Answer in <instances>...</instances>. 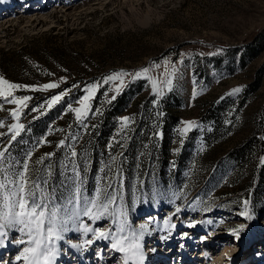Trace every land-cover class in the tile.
<instances>
[{
    "label": "rangeland",
    "instance_id": "374dc122",
    "mask_svg": "<svg viewBox=\"0 0 264 264\" xmlns=\"http://www.w3.org/2000/svg\"><path fill=\"white\" fill-rule=\"evenodd\" d=\"M251 40L263 47L242 60ZM116 73H126L123 83L107 80ZM0 77L28 86L0 96L2 167L22 171L28 163L29 176L48 193L49 211L59 208L63 217L75 184L84 196L110 185L116 201L109 211L117 218L126 213L127 231L144 229L141 243L152 261L146 264L153 254L165 264H214L226 247L237 253L236 264H264V177L254 207L248 205L253 219L246 220L245 199L235 198L251 179L253 159L247 155L240 165L227 155L263 133L264 0H0ZM52 83L59 87L43 88ZM93 85L88 111L77 120L73 109L83 107ZM122 92L127 104L111 115ZM55 95L62 98L49 107ZM25 96L31 99L24 105L10 102ZM216 113L222 115L215 134ZM164 119L169 148L161 153L157 129ZM188 121L196 126L184 133ZM13 124L24 125L15 140ZM253 155L257 163L264 158ZM233 192L226 204L223 196ZM111 220L82 218L93 229L115 232ZM241 224L246 228L236 240L232 230ZM63 235L54 242L61 256L78 253L79 264H123L124 254L113 258L109 240L74 230ZM21 238L27 240L15 229L2 238L0 264H23L16 259L28 246ZM85 239L93 243L74 247Z\"/></svg>",
    "mask_w": 264,
    "mask_h": 264
},
{
    "label": "snow or ice",
    "instance_id": "6c2138e0",
    "mask_svg": "<svg viewBox=\"0 0 264 264\" xmlns=\"http://www.w3.org/2000/svg\"><path fill=\"white\" fill-rule=\"evenodd\" d=\"M148 69L145 68L143 73L146 74ZM126 73H116L107 77V80H121ZM141 73H136L139 77ZM166 83L170 86L171 80ZM153 89L159 92L157 81H152ZM27 88L28 86L10 83L8 80L0 77V96L5 98L12 97L14 90L20 88ZM59 87L58 84H45L44 89H54ZM98 85H93L88 89L89 95L84 96L81 101L82 108H74L77 120H82L88 111L87 101L91 99V95L95 92ZM119 89H117L118 91ZM239 88L233 90V94L238 93ZM61 95H55L48 102V106L57 103L61 100ZM31 97L25 96L22 99H12L10 102L18 105H24ZM12 116L17 120L20 118L18 111H13ZM129 118L125 117L123 123L125 126L129 123ZM195 122L188 121L186 126L182 129L186 133L189 129L195 127ZM11 128L14 130V135L11 139L15 140L16 136L23 130V124H13ZM64 142L61 141V144ZM71 156H76L77 153L73 148ZM52 155V154H48ZM5 152L0 151V246H3V237L8 234V231L15 229L24 236L27 240L21 238L18 243L27 244L17 255L16 259L22 261L23 264H53L55 260L57 249L55 241L64 239V233L74 230L82 232L85 236L92 233L96 240H109L111 248L118 253H123V264H144L145 254L143 244L141 241L144 237V229L137 231H127L126 213L120 211L119 218L115 210L109 211L110 206L115 204L116 195L105 189H100L95 196H84L80 185L75 184L72 195L68 198L63 206V217H58L59 208H53L49 211L48 207V193L40 188V185L32 180L29 176L30 166L28 163L22 165V171H14L12 169H5L4 164ZM42 162L37 160V163ZM75 170V166H74ZM82 183V182H81ZM39 192V195L37 194ZM103 197V199H101ZM244 211L241 213L246 220H252L253 216L250 214L248 205L249 201H243ZM69 205L71 207L69 208ZM179 207L176 212H180ZM105 215L112 217V224L115 225V232L112 229L103 231L99 228L93 229L82 222L83 217H87L92 221L101 219ZM66 217V218H64ZM170 223L165 220L164 224L167 227ZM195 223L190 224L189 227H194ZM175 228V224H171ZM246 228L245 224L239 225L237 229L232 230V234L236 240L240 238V232ZM187 235V234H185ZM93 243L92 239H85L82 244L74 245L76 248H83Z\"/></svg>",
    "mask_w": 264,
    "mask_h": 264
},
{
    "label": "trees",
    "instance_id": "16d2710c",
    "mask_svg": "<svg viewBox=\"0 0 264 264\" xmlns=\"http://www.w3.org/2000/svg\"><path fill=\"white\" fill-rule=\"evenodd\" d=\"M253 40V39H252ZM252 40L247 43L246 47H245V53H242V57L241 59L244 60L246 56V54L250 57H253L256 55V53L262 49L263 45L262 43H260L259 40H257L256 42H252ZM258 80H256V85L253 86L251 89L252 90H256L257 89V84H258ZM166 103V101L164 102V104ZM127 104V100H126V96L125 94L122 92L118 95V97L114 100V102L112 103L111 105V109H110V114L111 115H114V114H117L119 113L121 110H123L122 108L125 107ZM222 115V113H216L214 115V117L212 118L213 119V122H214V126H216L214 128L215 130V134L219 131V127L221 126L220 125V118L219 116ZM175 120H176V116H172ZM174 119H168V121H175ZM166 120V119H164ZM176 122V121H175ZM168 124L167 120L165 122L162 123V125L160 124L159 126V130L161 132V146H160V152L161 153H166L169 146L168 144L165 143V135L168 134L169 130H168V127L166 124ZM247 151H250L247 153ZM259 152L260 154L264 155V128H263V133L261 135V137L257 136V137H254V136H251L250 138H248V140L246 142H244L243 144L241 145H238L234 148H232L231 151L228 152L227 155H230V156H234L236 158V160L239 162V164L241 165L243 163V159L246 158L247 155L251 156V158L253 159L252 163H253V170L251 171V181L249 180V183L248 185H246V188L243 189V190H237V192H241L239 195L238 198H235V199H238L239 202H242V200L248 198V191H249V188L251 187V183L253 181V178H254V174L256 173L257 177H256V181H255V184L254 186L252 187L251 189V192H250V203H249V206L250 204H252V200H253V197L255 199V197L258 196L259 194V190L258 188L260 187V181H261V177H259L260 175L262 176V179L264 177V158L262 160H259L258 163H259V167H257L258 163H257V156L253 155L255 154L256 152ZM253 155V156H252ZM262 158V157H261ZM163 161L165 159H162ZM248 182V181H247ZM227 194H225V196H223V201L226 203V204H229L232 202V200L234 198L236 193L233 192V193H228V195L226 196ZM232 208V207H231Z\"/></svg>",
    "mask_w": 264,
    "mask_h": 264
},
{
    "label": "bare ground",
    "instance_id": "6f19581e",
    "mask_svg": "<svg viewBox=\"0 0 264 264\" xmlns=\"http://www.w3.org/2000/svg\"><path fill=\"white\" fill-rule=\"evenodd\" d=\"M244 244V243H243ZM174 250V249H173ZM219 250V251H218ZM215 251H217V252H220V249H217V250H215ZM229 249H228V247H226V248H223L222 249V254H223V256H220V257H218V259H216L215 260V262H214V264H220L221 262H223V263H225V264H228L229 262L232 264V263H234V264H236V259H237V253L236 254H229ZM145 254V260H144V264H146V263H150V255L148 256V254H146V253H144ZM212 254L213 255H216V256H218L219 254L218 253H216V254H214V251L212 252ZM218 254V255H217ZM118 255V252H116L115 251V253H114V255H113V258H115L116 256ZM153 255H155L154 257V262L152 263V264H159V262H161V260L163 259V258H160L159 256L160 255H157V254H153ZM0 256H2V255H0ZM81 256L82 255H79L78 253H75L74 255L73 254H70L69 253V255H64V256H61V253H60V251L59 250H57V254H56V257H55V260L53 261V264H65V263H67V262H69V264H71V263H76V264H79V262L80 261H82V259H81ZM157 257H159L157 260H155ZM110 258V257H109ZM0 259H1V257H0ZM67 260V261H66ZM59 261H61V262H59ZM62 261H65L64 263L62 262ZM227 261H229V262H227ZM58 262V263H57ZM71 262V263H70ZM152 262V261H151ZM161 264H165V263H161Z\"/></svg>",
    "mask_w": 264,
    "mask_h": 264
},
{
    "label": "crops",
    "instance_id": "0c3cea01",
    "mask_svg": "<svg viewBox=\"0 0 264 264\" xmlns=\"http://www.w3.org/2000/svg\"><path fill=\"white\" fill-rule=\"evenodd\" d=\"M250 192H248V198H246V199H249V203L251 202L250 201ZM255 198H257V197H255ZM255 201H256V199L254 200V202L252 203V204H250V206H252V207H254L253 205L255 204Z\"/></svg>",
    "mask_w": 264,
    "mask_h": 264
}]
</instances>
